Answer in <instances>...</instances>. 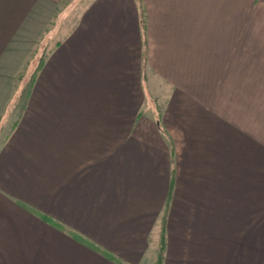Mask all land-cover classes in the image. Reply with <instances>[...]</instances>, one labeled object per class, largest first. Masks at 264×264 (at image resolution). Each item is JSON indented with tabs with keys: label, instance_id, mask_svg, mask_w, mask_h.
Instances as JSON below:
<instances>
[{
	"label": "crops",
	"instance_id": "crops-1",
	"mask_svg": "<svg viewBox=\"0 0 264 264\" xmlns=\"http://www.w3.org/2000/svg\"><path fill=\"white\" fill-rule=\"evenodd\" d=\"M259 2L0 0V264L257 263Z\"/></svg>",
	"mask_w": 264,
	"mask_h": 264
},
{
	"label": "rangeland",
	"instance_id": "rangeland-1",
	"mask_svg": "<svg viewBox=\"0 0 264 264\" xmlns=\"http://www.w3.org/2000/svg\"><path fill=\"white\" fill-rule=\"evenodd\" d=\"M261 2L257 3L258 5V10H263L264 9V0H260ZM264 11V10H263ZM259 22V21H258ZM258 26H262L261 24H258ZM39 30H37V33L35 35H32V39H30V36H26L24 39V46L23 49H18L15 55V60L12 63L11 67L7 68V70L5 69L6 74L8 75V73L10 74V78L11 81H13L11 84L16 85L17 90L19 91L21 88H23V86L25 85V75L27 74V69L30 71L29 66H27L28 64H26L29 61V58H38V51H35V49L30 50V48L34 47V45H36V39L39 38ZM28 47V48H27ZM3 72V74L5 73ZM12 75V76H11ZM27 77V76H26ZM264 77V76H263ZM26 88H28V85L26 86ZM11 89H14V87H12ZM13 102V101H12ZM7 103L5 104L4 108L1 111L0 116H3V114H5L4 109L5 107L8 106V109H10V104L12 103ZM13 105V103H12ZM8 112L9 110H7V114L5 115L8 118ZM2 119H5L2 118ZM259 218H263V213H259ZM263 220V219H262ZM261 224H263V221H261ZM260 226V225H259ZM258 226V230H262V227ZM163 238V235H162ZM264 238V232H261L260 235H258V239ZM258 247H260V250L258 249V253L261 257L257 258V263L255 264H264V243H258Z\"/></svg>",
	"mask_w": 264,
	"mask_h": 264
},
{
	"label": "trees",
	"instance_id": "trees-1",
	"mask_svg": "<svg viewBox=\"0 0 264 264\" xmlns=\"http://www.w3.org/2000/svg\"><path fill=\"white\" fill-rule=\"evenodd\" d=\"M165 235L163 234V238H162V242H161V250H160V254L158 256V260H157V264H163V260H164V249H165Z\"/></svg>",
	"mask_w": 264,
	"mask_h": 264
}]
</instances>
